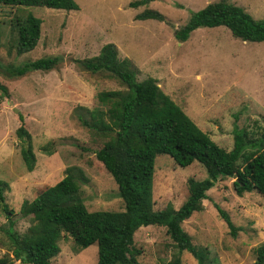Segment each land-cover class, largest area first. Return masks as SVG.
Here are the masks:
<instances>
[{
    "label": "rangeland",
    "instance_id": "374dc122",
    "mask_svg": "<svg viewBox=\"0 0 264 264\" xmlns=\"http://www.w3.org/2000/svg\"><path fill=\"white\" fill-rule=\"evenodd\" d=\"M73 1L76 10L0 3V84L5 88V93L0 91V180L8 185L4 201L13 211L12 228L18 232L29 224L28 217L18 212L21 201L31 200L40 189L58 181L70 165L79 167L87 178L80 183L87 210L123 209L116 184L94 157L101 139L71 116L75 105L95 106L97 91L124 88L116 78L90 73L76 62L97 55L105 43L115 45L119 59H129L137 80L155 78L160 89L223 150L232 147L237 112L245 118L249 140L264 135V41H242L224 26L195 28L180 42L173 37V30L192 12L216 0H147L135 7H128L135 0ZM227 1L255 19H264V0ZM145 9L160 13L163 21L133 19ZM27 14L39 19V37L31 50L15 54L14 20ZM48 56L60 57L51 70H31L20 76L3 70L6 65L15 69ZM17 114L30 135L35 156L31 171L25 170L19 154L23 140L14 132L19 125ZM205 176L196 161L179 166L168 155H155L153 209L178 207L187 195L186 180ZM232 180L230 176L218 179L205 191L203 208L181 222L191 241L206 250L201 264H253L255 247L264 243V199L254 190L235 194ZM214 204L237 228L235 237ZM6 226L0 209V256L7 254ZM132 238L140 250L139 264H163L176 254L181 264H197L188 252H177L162 226H140ZM57 244L59 252L51 264L96 263L95 243L79 249L62 233ZM10 264L20 263L11 260Z\"/></svg>",
    "mask_w": 264,
    "mask_h": 264
},
{
    "label": "trees",
    "instance_id": "16d2710c",
    "mask_svg": "<svg viewBox=\"0 0 264 264\" xmlns=\"http://www.w3.org/2000/svg\"><path fill=\"white\" fill-rule=\"evenodd\" d=\"M146 2L130 1L128 7ZM0 3L63 10L78 8L73 0H0ZM148 18L163 21V16L151 9L133 16L134 20ZM14 25L15 54L31 50L39 37V19L27 14L23 19L16 18ZM215 26L226 27L242 41H264V19L251 17L242 7L227 0L207 2L192 12L173 30V37L180 42L195 28ZM59 62V56L40 57L15 69L6 65L3 70L9 76H20L31 70H51ZM76 62L84 70L114 77L124 86L123 90H99L94 95L95 106L75 105L71 111L72 118L81 127L101 139L100 146L93 150L94 157L116 184L123 209L87 210L80 196V183H85L87 178L79 167L70 165L64 168L58 181L40 189L31 200L21 201L18 212L28 217L29 224L23 232H18L12 228L13 211L4 201L3 191L8 185L0 180V209L7 220L4 228L7 254L0 256V264H10L11 260L20 264H51L50 260L59 252L57 242L62 233L79 249L95 243V264H139L140 250L132 237L137 228L147 225L164 227L177 252L184 250L201 264L206 250L191 241L181 222L200 211L205 191L227 176L234 175L231 186L235 194L254 190L264 199V135L249 140L243 124L245 118L237 112L233 115L231 149L225 151L218 147L160 89L155 78L147 76L137 80L129 59H119L113 43L103 44L97 55ZM0 91L5 93L1 84ZM17 118L19 125L14 132L23 140L19 154L25 170L31 171L35 156L30 135L23 126L22 116L17 114ZM157 154L168 155L179 166L196 161L206 172L203 179L186 180L187 195L176 208L167 205L155 210L152 207L153 160ZM214 207L229 234L235 237L237 228L228 214L218 205ZM254 252L253 264H262L264 243L256 246ZM163 264L181 263L176 254Z\"/></svg>",
    "mask_w": 264,
    "mask_h": 264
},
{
    "label": "water",
    "instance_id": "95a60500",
    "mask_svg": "<svg viewBox=\"0 0 264 264\" xmlns=\"http://www.w3.org/2000/svg\"><path fill=\"white\" fill-rule=\"evenodd\" d=\"M232 177L234 178V175H232Z\"/></svg>",
    "mask_w": 264,
    "mask_h": 264
}]
</instances>
